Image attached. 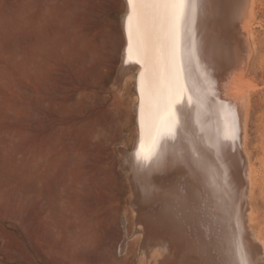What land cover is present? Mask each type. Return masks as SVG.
<instances>
[{
  "label": "rangeland",
  "instance_id": "rangeland-1",
  "mask_svg": "<svg viewBox=\"0 0 264 264\" xmlns=\"http://www.w3.org/2000/svg\"><path fill=\"white\" fill-rule=\"evenodd\" d=\"M254 1L248 231L264 245V0ZM123 12V0H0V264H144L137 238L119 250L122 218L127 237L134 226L121 155L135 135L132 80H116Z\"/></svg>",
  "mask_w": 264,
  "mask_h": 264
},
{
  "label": "bare ground",
  "instance_id": "bare-ground-1",
  "mask_svg": "<svg viewBox=\"0 0 264 264\" xmlns=\"http://www.w3.org/2000/svg\"><path fill=\"white\" fill-rule=\"evenodd\" d=\"M254 3L203 0L197 5L187 37L195 54L191 78L185 81L187 88L195 89L185 96L192 104L181 109L175 139L156 137L149 141L140 107L147 103L145 69L142 61L132 62L139 59L135 53L126 60L125 18L129 7L123 0V44L116 80H132L135 135L131 147H124L121 155L133 191L130 202L134 226L127 237V220L122 218L124 237L119 250L124 253L127 240L137 238V261L225 264V238L238 232L245 257L252 264H264L263 242L248 231L255 218L250 203L255 169L245 149L248 98L243 85L253 50L250 26ZM187 38L182 37V54ZM201 78L205 88L198 86ZM167 131L165 120L161 134Z\"/></svg>",
  "mask_w": 264,
  "mask_h": 264
},
{
  "label": "snow or ice",
  "instance_id": "snow-or-ice-1",
  "mask_svg": "<svg viewBox=\"0 0 264 264\" xmlns=\"http://www.w3.org/2000/svg\"><path fill=\"white\" fill-rule=\"evenodd\" d=\"M203 0H127L129 14L125 18L128 39L126 60L135 53L139 59L132 61L145 69L147 103L141 104L148 140L156 137L175 139L181 109L191 105L185 81L191 78L195 54L189 36L198 4ZM182 37L184 53H181ZM205 88L201 78L198 85ZM167 121L168 131L161 134V124ZM179 132H183L180 127ZM141 136L143 147L144 136ZM140 153L137 152V157ZM228 258L225 264H252L245 257V247L238 232L225 238Z\"/></svg>",
  "mask_w": 264,
  "mask_h": 264
}]
</instances>
